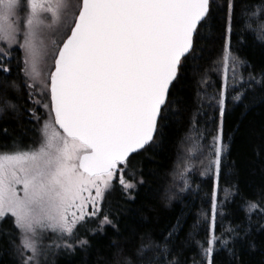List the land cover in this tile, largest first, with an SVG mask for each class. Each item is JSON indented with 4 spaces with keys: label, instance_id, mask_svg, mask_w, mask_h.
Instances as JSON below:
<instances>
[{
    "label": "snow or ice",
    "instance_id": "snow-or-ice-1",
    "mask_svg": "<svg viewBox=\"0 0 264 264\" xmlns=\"http://www.w3.org/2000/svg\"><path fill=\"white\" fill-rule=\"evenodd\" d=\"M237 9V0H0V112L18 107L9 91L25 90L40 137L0 150V261L8 255L11 264H49L52 249L88 251L89 237L106 234L105 226L122 235L117 215L104 208L117 190L135 199L145 183L136 179L135 156L160 148L186 73L200 70L201 107L206 101L218 121L207 112L198 113L203 122L190 120L195 137L186 138L192 148L185 151L193 155L179 156L164 200L170 206L198 194L191 183L198 172L212 181L210 207L192 216L193 205L190 225L181 209L158 237L133 230L110 247L117 264H189L190 250L191 264H264V143L256 149L261 182L244 201L243 220L220 223L240 195L237 185L220 186L230 155L228 104L257 92L264 103V65L257 71L232 42L237 35L240 47H249L243 33L253 34L252 46L264 52V0ZM215 32L224 43L205 68L204 45L215 43ZM210 73L220 77L219 88Z\"/></svg>",
    "mask_w": 264,
    "mask_h": 264
},
{
    "label": "trees",
    "instance_id": "trees-1",
    "mask_svg": "<svg viewBox=\"0 0 264 264\" xmlns=\"http://www.w3.org/2000/svg\"><path fill=\"white\" fill-rule=\"evenodd\" d=\"M250 0H237L239 12ZM218 4H223V0H217ZM242 32V26H238L235 30ZM249 47L241 48L237 43L239 36L234 35L232 38L233 45L237 54L242 58H247L256 70L264 65V52L258 47H253L254 40L257 38L253 34L243 33ZM215 43L205 44L207 51L205 59L201 61L202 67H207L212 61L217 59V55L221 50L224 39L219 36L218 32L213 33ZM13 67L16 61L20 59V52L13 53ZM13 78L17 73L13 72ZM202 72L200 70L186 73L183 86L177 91V102L172 106V115L164 129V140L160 148L155 152L142 153L135 156L133 166L138 175L137 180H144L145 183L139 185L134 190V200H127L122 193L117 190L109 199V204L104 211L111 210L117 215L120 222L122 235H118L110 226L106 227V234H99L90 238V248L88 251L78 249L75 254H69L63 249H52L49 253V264H117V250L110 247L112 240L123 244L130 239L133 230L138 233L150 231L154 236L166 229L170 224L175 222V218L180 214L181 209L184 210L187 223L190 225L193 220L189 215V209L195 206L192 216L199 211L200 208L210 207L207 201L212 191V181L208 177L200 176L198 172H193L191 183L193 188L199 185V193L193 192L189 198L184 199L183 203L173 201L170 206H166L164 196L166 191L173 184V173L177 168L179 156H192L191 151L186 153V149L192 148V142H186L188 136L195 137L192 132L190 120L198 117L203 120L205 117L198 113L207 112L209 117H213L218 121V112L207 106V102H203L205 86L200 84ZM246 75V73H245ZM210 79L215 88H219L220 77L215 73H210ZM211 92L212 89H207ZM25 90L20 92L9 91V97L18 107L15 111L9 109L0 112V150L10 148L14 140L21 142V146H29L39 137V125L30 120L26 109L31 107L27 102ZM260 93L250 94L248 99L241 104H228V112L225 116L224 130L227 141L230 145V155L225 161V167L220 180L222 189L231 188L237 185L240 195L235 197V202L228 206L230 215H228L221 223L222 227H230L240 223L245 215L244 201L251 199L257 191L256 186L261 182V160L256 155V149L264 143V103H258ZM203 127V123L201 124ZM7 128L8 133L5 134L3 129ZM215 125H210V130ZM198 155V153H196ZM188 163V161H185ZM199 168V161L192 159ZM139 173H142L140 175ZM178 182V177L176 178ZM235 191V189H232ZM178 191V189H177ZM181 198L187 197L188 194H180ZM224 193L221 192V198ZM221 230L218 227V232ZM83 231V230H82ZM187 231V228L185 229ZM203 238V237H201ZM186 255L191 264V258L195 255V251H188ZM246 260L250 259L245 257ZM259 260L260 257L253 258ZM0 264H11V258L5 255Z\"/></svg>",
    "mask_w": 264,
    "mask_h": 264
},
{
    "label": "rangeland",
    "instance_id": "rangeland-1",
    "mask_svg": "<svg viewBox=\"0 0 264 264\" xmlns=\"http://www.w3.org/2000/svg\"><path fill=\"white\" fill-rule=\"evenodd\" d=\"M20 56H21V53H20ZM31 107H32V105H31ZM31 107H30V108H31ZM38 114L41 115V116L46 117V110H43V109H42ZM45 243H46V244H50V243H51V240H50V239H49V240H46Z\"/></svg>",
    "mask_w": 264,
    "mask_h": 264
}]
</instances>
